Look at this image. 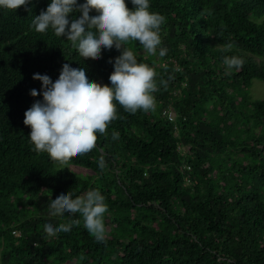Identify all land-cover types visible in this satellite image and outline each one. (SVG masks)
Returning a JSON list of instances; mask_svg holds the SVG:
<instances>
[{"label": "trees", "instance_id": "16d2710c", "mask_svg": "<svg viewBox=\"0 0 264 264\" xmlns=\"http://www.w3.org/2000/svg\"><path fill=\"white\" fill-rule=\"evenodd\" d=\"M48 3L0 9V264H264V101L248 94L264 83V0H150L164 17L166 54L124 47L154 69L155 109L132 114L117 103L95 147L67 162L29 142L24 112L42 99L32 76L54 82L66 61L110 84L120 51L83 57L51 28L35 31L32 17ZM226 56L242 67L226 71ZM91 189L107 205L104 243L78 213L50 211L60 191ZM73 219L69 232L45 229Z\"/></svg>", "mask_w": 264, "mask_h": 264}, {"label": "clouds", "instance_id": "9594fccd", "mask_svg": "<svg viewBox=\"0 0 264 264\" xmlns=\"http://www.w3.org/2000/svg\"><path fill=\"white\" fill-rule=\"evenodd\" d=\"M31 3L32 0H0V9L15 11L24 6L29 11ZM130 3L131 10L125 0H49L46 9L32 17L35 31L42 33L51 28L56 35L70 41L83 57L100 58L102 48L115 47L120 51L110 61L113 66L108 77L110 84L92 80L85 65L66 61L54 82L46 74H33L32 79L40 82L42 99L34 101L24 112L23 124L30 128L27 137L35 151L67 162L73 155L85 154L95 147L97 133L104 134L109 122L117 118V103L132 114L155 109L156 73L148 64L138 62L134 52L124 45L136 41L148 54L158 52L163 57L167 51L160 47L164 17L149 10L150 0H130ZM93 7L95 13L90 12ZM232 47L228 43L225 50ZM223 63L226 71H231L242 67L243 60L226 56ZM29 95L36 97L38 92L31 89ZM117 138L118 134L113 133L112 139ZM97 164L104 169L103 157L98 158ZM73 197L71 191H60L51 199L50 211L69 216L78 213L88 233L96 242L104 243L103 217L107 212L104 196L99 190L91 189ZM78 224L79 219L58 225L47 221L45 229L49 234L69 232Z\"/></svg>", "mask_w": 264, "mask_h": 264}, {"label": "rangeland", "instance_id": "374dc122", "mask_svg": "<svg viewBox=\"0 0 264 264\" xmlns=\"http://www.w3.org/2000/svg\"><path fill=\"white\" fill-rule=\"evenodd\" d=\"M248 94L252 97V99L264 101V83L254 80L251 87L248 89Z\"/></svg>", "mask_w": 264, "mask_h": 264}, {"label": "built area", "instance_id": "2783aa9c", "mask_svg": "<svg viewBox=\"0 0 264 264\" xmlns=\"http://www.w3.org/2000/svg\"><path fill=\"white\" fill-rule=\"evenodd\" d=\"M163 115H165L169 121L174 120V115L171 112H164ZM13 233L15 234V232Z\"/></svg>", "mask_w": 264, "mask_h": 264}, {"label": "bare ground", "instance_id": "6f19581e", "mask_svg": "<svg viewBox=\"0 0 264 264\" xmlns=\"http://www.w3.org/2000/svg\"><path fill=\"white\" fill-rule=\"evenodd\" d=\"M169 112H171V111H169ZM164 113V112H163ZM172 113V112H171ZM173 114V113H172ZM174 115V114H173ZM163 116H165V115H163ZM174 118H175V116H174ZM174 121V120H173ZM173 121H171V122H173Z\"/></svg>", "mask_w": 264, "mask_h": 264}]
</instances>
